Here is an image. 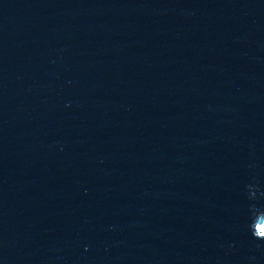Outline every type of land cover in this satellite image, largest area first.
Listing matches in <instances>:
<instances>
[{"label": "water", "instance_id": "water-1", "mask_svg": "<svg viewBox=\"0 0 264 264\" xmlns=\"http://www.w3.org/2000/svg\"><path fill=\"white\" fill-rule=\"evenodd\" d=\"M264 0H0V264H264Z\"/></svg>", "mask_w": 264, "mask_h": 264}, {"label": "snow or ice", "instance_id": "snow-or-ice-1", "mask_svg": "<svg viewBox=\"0 0 264 264\" xmlns=\"http://www.w3.org/2000/svg\"><path fill=\"white\" fill-rule=\"evenodd\" d=\"M261 234L264 235V231H262Z\"/></svg>", "mask_w": 264, "mask_h": 264}]
</instances>
